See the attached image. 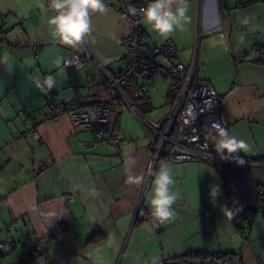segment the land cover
<instances>
[{
  "label": "crops",
  "instance_id": "1",
  "mask_svg": "<svg viewBox=\"0 0 264 264\" xmlns=\"http://www.w3.org/2000/svg\"><path fill=\"white\" fill-rule=\"evenodd\" d=\"M104 3L108 11L92 15L91 33L73 48L59 43L47 23L55 14L48 0H0V243L6 248L1 260L151 264L154 257L168 262L205 252L225 254L224 264H264V212L252 220L242 213L256 205L264 188V0H187L189 23L166 39L142 20L140 52L156 54L157 71L148 70L139 83L149 93L132 98L135 111L117 103L112 129L123 137L115 148L92 131L73 127L65 115L42 119L50 103L91 106L108 99L102 68L113 73L124 66L129 25L119 16L116 0ZM165 43L173 47L169 58L157 52ZM75 53L86 56L80 69L64 64ZM193 60L196 77L215 90L222 124L249 144L247 153H239L249 160L243 166L229 164L224 182L219 171L226 162L162 156L156 170L161 164L171 169L179 198L175 219L155 227L134 219L140 199L150 208L154 179L144 191L153 133L138 115L161 122L163 131L180 88L173 65L188 67ZM49 75L56 84L45 93L37 82ZM213 185L220 187L215 201L209 196ZM110 234L115 236L111 245ZM22 243L27 252L17 256ZM35 245L42 253L29 256Z\"/></svg>",
  "mask_w": 264,
  "mask_h": 264
},
{
  "label": "built area",
  "instance_id": "2",
  "mask_svg": "<svg viewBox=\"0 0 264 264\" xmlns=\"http://www.w3.org/2000/svg\"><path fill=\"white\" fill-rule=\"evenodd\" d=\"M116 10L119 16L129 25V32L124 37L125 64L122 68L110 73L102 68L106 85L109 90V97L104 102L95 103L91 106H82L79 102H56L43 107L42 119L53 121L65 115L69 118L73 127L81 130H90L97 139L107 142L115 148L122 140V134L112 129L117 117L116 105L119 102L125 103L132 111L135 107L132 98H143L148 95L149 90L145 84H139L145 73L149 70V64L140 47L144 42V31L142 26V16L139 14L141 8H145L150 2L148 0L138 2H127L126 0H116ZM132 5L137 9V14L132 15L128 11V6ZM173 47L165 43L157 48V52L168 57L172 53ZM86 60V56L75 53L64 60V64L74 69H80ZM173 69L180 82L177 100L165 118V127L161 131V122H152L140 116V121L147 129L152 131L150 159L146 170L145 189L149 187L153 179V172L161 163L162 153L165 152V159L169 161H222L229 164L236 163L232 159H221L215 151V144L211 142L214 134L210 133L213 123L221 122L218 99L212 84L204 79L196 77V63L191 61L188 67L182 63L173 65ZM167 82L170 81V74L165 69L162 71ZM130 87V96L126 94L124 88ZM34 134L37 131L32 128ZM175 136H172L173 133ZM160 136L159 141H156ZM170 148L165 151V144ZM245 163L247 160L244 158ZM143 191V192H144ZM264 193V188L260 189V194ZM68 198L72 195L68 194ZM258 206L255 205L254 208ZM243 215L252 220L255 213L245 209ZM134 219L146 221L158 227L161 222L152 215L151 209L146 206L142 199L138 203ZM244 244L247 245L245 242ZM2 243H0L1 247Z\"/></svg>",
  "mask_w": 264,
  "mask_h": 264
},
{
  "label": "clouds",
  "instance_id": "3",
  "mask_svg": "<svg viewBox=\"0 0 264 264\" xmlns=\"http://www.w3.org/2000/svg\"><path fill=\"white\" fill-rule=\"evenodd\" d=\"M48 8L55 14L47 18V23L52 27L56 40L73 48L83 43L92 31L91 17L94 13H105L108 6L104 0H48ZM48 9H45L47 11ZM128 11L137 14V9L129 5ZM187 0H150L145 8L139 10L143 23L150 32L156 33L161 38H168L177 30L184 31L189 23ZM248 23L247 19L243 21ZM7 57H5V61ZM55 78L46 76L43 82H37V87L42 92L49 93L55 87ZM210 133L214 134L215 151L221 159H232L243 166L245 160L239 153H247L249 144L230 135L229 130L220 122L211 125ZM153 186L149 194L151 213L161 223L175 219V205L179 194L173 191L175 179L171 169L166 164H161L153 172ZM139 182V181H137ZM220 195L219 185L210 187L209 196L215 201ZM230 214L232 211L225 209ZM115 242L114 234L109 236V245ZM151 264H161L158 257H154Z\"/></svg>",
  "mask_w": 264,
  "mask_h": 264
},
{
  "label": "trees",
  "instance_id": "4",
  "mask_svg": "<svg viewBox=\"0 0 264 264\" xmlns=\"http://www.w3.org/2000/svg\"><path fill=\"white\" fill-rule=\"evenodd\" d=\"M135 2H138V1H135ZM143 56L145 57V59L147 60L149 66H150L149 71H151L152 73L156 72L157 71V68H156L157 65L155 64V61L153 60L154 56H156V54H154V55L153 54H146ZM169 57H170V55L167 58H169ZM125 89L127 90V92L130 91V87H128V86H126ZM134 104H135V101H134ZM168 145L169 144H167V143L165 144V148H164L165 151H167L170 148V146H168ZM165 155H166V153L163 152L162 156H165ZM228 165H229V163H225V165L223 164L222 168L219 171L221 174L220 176L224 182L227 181ZM256 205L258 206L257 208L251 207V208H245V209L252 210L254 213H256L258 211L264 212V193H261L258 195ZM245 209H242V211ZM34 252L38 255L42 253L40 251V249L37 248L36 245L31 248L29 256H33ZM2 254H3V252L1 251V248H0V256H2ZM188 260L199 261V264H224L227 261H229V260H227V256L225 254H221V253L192 252V253L182 255L180 257L173 258V259H171V261H168V262L163 261V262H161V264H183V263H181L182 261L186 262ZM230 261H231V259H230Z\"/></svg>",
  "mask_w": 264,
  "mask_h": 264
},
{
  "label": "rangeland",
  "instance_id": "5",
  "mask_svg": "<svg viewBox=\"0 0 264 264\" xmlns=\"http://www.w3.org/2000/svg\"><path fill=\"white\" fill-rule=\"evenodd\" d=\"M211 140H213V138H212ZM22 245H25V244L22 243L21 245L18 246V248H17V250H16V252H15V255L20 256V253H22L21 250H24V251H25L24 253L26 254L27 249H28V246L25 245V248H24ZM0 248H1V251H2V252H4V250L6 249L4 246H1ZM11 259H12V258L8 257V258L5 259L4 261H2L1 258H0V264H5V262H9ZM6 264H7V263H6Z\"/></svg>",
  "mask_w": 264,
  "mask_h": 264
}]
</instances>
